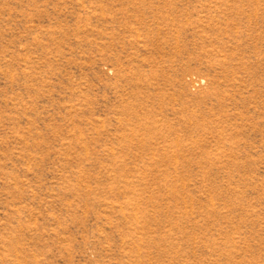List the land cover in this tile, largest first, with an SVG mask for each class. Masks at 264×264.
Masks as SVG:
<instances>
[{"label": "rangeland", "instance_id": "374dc122", "mask_svg": "<svg viewBox=\"0 0 264 264\" xmlns=\"http://www.w3.org/2000/svg\"><path fill=\"white\" fill-rule=\"evenodd\" d=\"M0 264H264V0H0Z\"/></svg>", "mask_w": 264, "mask_h": 264}]
</instances>
